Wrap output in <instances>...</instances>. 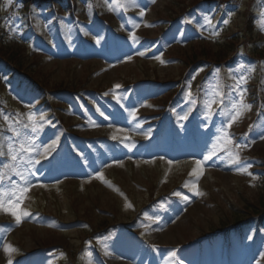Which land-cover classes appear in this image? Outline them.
<instances>
[{"label":"rangeland","instance_id":"rangeland-1","mask_svg":"<svg viewBox=\"0 0 264 264\" xmlns=\"http://www.w3.org/2000/svg\"><path fill=\"white\" fill-rule=\"evenodd\" d=\"M141 1L132 0L135 4H140ZM182 1L184 0H155V2L151 0L147 4L149 10H143L144 15L141 22H139L141 14H138L137 18L132 20V31L124 33L121 30L118 35L123 36L125 41L131 43L133 36H143L144 33H149V35L154 36L152 38L156 42L161 43L165 39V34L160 31L162 27L159 29L152 28L144 20L149 16L151 20L158 19L160 15L164 16L165 11H169L170 8L175 10L174 8L178 7L177 4ZM247 1L249 0H238L232 9H227L220 16H215L213 13L216 8L211 9L210 6L198 8L193 13L199 12L202 15L198 20L193 18L192 23L197 22L198 32L205 38L201 43L209 46L191 45L182 50V55L176 49L170 56L187 57L193 53L204 52L205 49H211L214 53L221 47L218 45L222 43L217 41L218 38L215 36L224 30L229 31V33H224L221 36L222 39H226L230 34L236 36L241 19L238 18L232 22L229 18L232 15L237 16L236 12L244 7ZM4 3L5 7L2 13L8 10L9 15L4 18L0 25H10L11 32H14L12 35L18 33L17 37L14 38L17 41L23 33L21 24L24 22V15L18 8H9L12 5V0L11 3L8 0ZM142 7H146V5ZM124 8L121 0H108L104 5L105 14L101 15L99 20L107 21L110 16L115 14L126 17L121 14ZM255 8L258 11V16L253 41L255 42L257 38H260V43L264 44V1L257 0ZM41 12L49 16L45 11ZM81 19L84 22L88 21V27H86L88 43L77 42L72 29H67V35L63 27L61 36L64 43L61 44L51 25L40 21L38 39L53 47L52 53L45 54L43 59H38L36 63L33 62L34 64H32L33 58H29L27 62V65L30 66L28 71L38 70L36 72L40 71L42 75L47 77L49 88L52 91L64 90L68 92L69 94L65 95L66 99L81 93L83 97L80 98L81 106L73 101L68 104L67 108H64L65 110H61L62 106H58L57 112L59 113L56 116L48 115L45 109L38 111L39 108L35 106L37 104L36 97L29 96L26 102L20 101L17 94L23 93V85L17 88L18 92L15 94L17 99H13L12 102L16 104V111L11 109V103L5 106V101H2L3 103L0 104V129H2L0 133V175L3 176V180L0 182V192L6 194V200L13 199L10 195L13 186H23V181L13 172L16 166L19 167L18 171L23 172L31 182L28 185L29 191L25 194L20 205L21 211L27 212L28 215L22 216L19 224L10 214L0 211V264H9L10 261L11 264H24V260L19 262L17 260L22 256H27L25 253H28L32 248L39 247L36 237L45 243L52 242L56 247L44 256L35 257L33 264H60L59 259L64 257L63 249L71 253L86 235L79 233L77 229L62 230L58 228V221L68 223L79 219L82 221L72 225L79 223V226L83 228L84 223L82 222H85L84 230H93V232L103 229L115 221L125 224L127 221L129 222L130 217L136 211L148 203L151 193L154 194V197L164 194L177 186L187 176L189 180L182 187V193L176 196V198L181 196L182 199L170 203V208L167 211L158 212V219L147 220V228L145 231H141L140 235H147V241H151L148 242L149 244L160 247L183 245L193 241L200 234L219 230L220 226L225 224L229 218L234 223L243 218L241 210H236L237 207L245 205L243 199L254 197L255 191L260 190L250 171L243 167V164L236 160L231 152H228L230 143H226L223 139L218 141L222 129L230 133L239 127L243 128L244 124L247 126L249 120L253 122V115L256 112H250L248 108L246 109L245 103L240 102L248 82L254 81L252 66L246 70L240 65L235 74L232 75L234 88L227 98L224 109L225 116L222 120L216 121L215 136L200 144L198 154H179V150L175 148L176 154H172L173 150L170 145L172 139L169 136H172L170 125H168L170 132L165 134L161 141L163 149L158 153L156 151L157 145L152 144H159L157 141V134L160 131L159 125L166 118L169 120V116L172 114V111H169L167 115L163 112V107L169 102L172 103L171 95H166L164 90L157 92L149 87L137 86L133 88L132 95L129 96V90H121V88L125 85L124 82L131 83L141 80L143 78L142 70L145 68L156 70L162 84L169 83L174 80L173 78H178L177 74L180 73L181 67L174 66L175 62L168 64L161 57L162 54L169 51L174 42L168 36L170 40L161 44L165 46L164 52L160 48L158 50L161 51L156 50L147 54V59L155 60L150 66L139 62L141 59H130L142 52L137 51L138 46H135L134 52L130 53L126 43H115L113 37L106 38L102 29L93 24V17L89 11ZM225 20H228L227 24L224 23ZM52 21L53 19L50 20V23ZM63 23L66 28L68 25L70 26L69 15L65 16ZM22 27L24 26L22 25ZM177 37L188 39L190 42L196 39L195 34ZM194 42H198V40ZM140 46L147 49L146 51H151L152 45ZM29 49L34 50V40ZM107 50L112 53L119 50L124 54L121 56L112 54L109 58L106 54ZM75 54H79V58L74 57ZM88 62H92V64H85ZM7 73L8 70L0 64V82L3 83L0 84V88L4 87L5 92L7 87L9 90L14 89L9 85L11 79H8L10 73ZM30 74L33 73L30 72ZM213 79L214 82L207 91L208 103L206 104L205 116L196 120L195 128L200 126L201 129L198 131L196 128L197 136H201L212 121L215 122V119L212 120V114L217 100L215 95L217 84L216 77ZM117 85L119 87H116ZM96 86L100 89L99 93L97 95L90 94ZM24 87L26 88V86ZM175 88L176 86L172 90ZM121 91L124 93H119ZM187 92H190V89H187ZM105 99H112L114 107H111V111L101 110L105 112L106 118H102L104 121L95 118L92 113L83 114L84 109H87V112L91 111L94 106L104 104ZM180 101L181 104L173 114L177 115L174 125V129L176 127L175 136L179 135L178 137L182 139V132L189 128L187 113L192 98L189 93H185ZM86 103L89 104L85 105ZM209 104H211L210 108ZM120 110L124 113V117L120 116ZM237 112L239 115L232 122L231 128H228L227 124L231 116L236 115ZM219 113L220 108L217 110L215 118L219 117ZM29 114L34 117L33 121H29ZM153 115L158 117L163 115V118L162 120L158 118L155 123V120L148 118ZM182 117H186V119H182ZM33 123L37 129L35 132L31 131ZM60 125L69 130V126L73 127L78 135L108 136L119 142L118 152L112 146L103 145L105 155L97 154L100 160L99 167L92 172L90 169L86 173L80 172L73 166V160L68 149L65 150L64 148V155H61L62 149L60 148L64 142L61 137L64 132L59 130ZM259 127L260 134L257 135L256 143H261L258 146L264 147V121ZM68 132L70 131L66 133ZM113 136L116 139H113ZM13 137L16 138L17 145L13 143ZM29 138L34 141V150L31 153L18 152L17 159L12 161L9 148L11 147L15 153L21 144L27 143ZM66 138L69 140L66 145L72 147V151L79 152L80 144L73 142L70 134H66ZM202 138L205 139V136L202 135ZM165 144H168L167 148L164 147ZM49 145L52 147L45 157L43 150ZM214 145L216 146V154L211 159L205 160V156L213 151ZM145 148L147 150L144 151ZM183 148L196 149L193 145L183 146ZM221 148L223 150H220ZM93 151L97 153L96 150ZM55 152L60 156L59 163L62 162V164L59 165H61L63 176L53 179V175H48L46 179V173H44L46 167L42 168L43 160ZM169 154L172 156L169 157ZM30 158L32 159L31 164L27 162ZM36 159L40 160L39 164L35 163ZM196 161H200L202 165L199 176L192 175ZM5 164L8 167H5ZM17 177L19 182L16 180ZM193 185H195V190ZM255 187L256 190H254ZM197 192L200 194H196ZM38 211L46 214L48 218H42ZM243 215L246 217L245 214ZM156 225L158 227L153 229ZM108 238L109 240L103 243L106 248L103 256L106 264H142V260L146 256L148 259L150 257V252L146 251L142 245L139 246V243L137 245V241L131 240L133 238L128 236L124 230H120L114 238ZM260 244L262 245L263 241ZM221 245H223L222 242L213 244L212 251L209 250V247L204 249L201 254H198L200 256L196 264H248V257L244 255L245 247H242L241 244L232 246L233 252L230 257L221 250ZM6 248L8 251H5ZM162 254V250L159 249L157 255L162 256ZM173 255L170 252L162 257L163 264H167ZM179 257H182V254H179ZM76 259H78L76 264H84L85 258L82 256L78 255ZM174 260L173 256L172 261L174 262ZM89 261L87 260L85 264H90ZM192 264H194V260ZM254 264H264V251L261 254H256Z\"/></svg>","mask_w":264,"mask_h":264},{"label":"snow or ice","instance_id":"snow-or-ice-1","mask_svg":"<svg viewBox=\"0 0 264 264\" xmlns=\"http://www.w3.org/2000/svg\"><path fill=\"white\" fill-rule=\"evenodd\" d=\"M8 2L11 3V0H8ZM153 2H155V0H153ZM140 14L143 16L144 15L143 11H141ZM224 23L227 24L228 20H225ZM133 40H135V36H133ZM139 54L141 56L144 55V53H142V52L139 53ZM116 87H119V85H117ZM189 95H191V93H189ZM208 106L210 108L211 104H209ZM238 115H239V113L237 112L236 115L231 116V118H230V120H229V122L227 124L228 128H231L232 122H234L236 120ZM28 119H29V121H33L34 117L31 114H29ZM182 119H186V117H182ZM31 131L32 132L37 131L36 126H35L34 123L31 126ZM120 131H123V130H120ZM17 135H19V133H17ZM113 139H116V137L113 136ZM220 139H223L226 143H231V140L228 138L227 133L223 129L221 130V136L218 138V141ZM34 147H35L34 141L31 138L28 139L26 144H21L19 150L17 152H15V153L12 151V149L10 147L9 148V155L11 157V160L15 161L17 159L18 152L31 153L34 150ZM51 147L52 146L49 145V146L44 148L43 155L45 157L47 156V154L51 150ZM220 150H223V148H221ZM38 154H39V152H38ZM215 154H216V146L214 145L213 151L210 152L208 154V156H205L204 159L205 160L211 159V157L213 155H215ZM229 155H231V154L229 153ZM236 160H238V157L236 158ZM27 162L29 164H31L32 163V159L30 158ZM35 163L39 164L40 160L36 159ZM4 166L8 167L7 164H5ZM201 169H202L201 162L200 161H196V167L193 169L192 175L199 176L201 174ZM13 172H14L15 175L20 177V179L23 181V186H19V185H14L13 186V189L10 192V195L13 197V199H7L6 200L5 199V195L6 194L3 193V192H0V211H4V212L10 214L16 220L17 224H19L21 222L22 216L28 215L27 212H22L21 211L20 205H21V202L24 199L25 194L29 191L28 185L31 182L27 179V177L24 175L23 172H20V171H18L16 169H13ZM2 180H3V176L0 175V182H2ZM192 187L195 190V185H193ZM196 194H200V193L197 192ZM177 195H179V194L177 193ZM185 199H187V198L185 197ZM5 251H8V249L6 248ZM9 264H11V261L9 262Z\"/></svg>","mask_w":264,"mask_h":264},{"label":"trees","instance_id":"trees-1","mask_svg":"<svg viewBox=\"0 0 264 264\" xmlns=\"http://www.w3.org/2000/svg\"><path fill=\"white\" fill-rule=\"evenodd\" d=\"M224 54H219L218 58L223 57ZM0 57L3 58L5 61L10 62V63H14L18 61V56L16 55L15 52L11 51L9 48H4L2 46H0ZM20 69H23V65L19 66ZM252 203V205H251ZM251 203H249L247 205V207L249 209L252 210V208L254 209L253 206H255L256 208H264V197H259L258 199H252ZM255 210V209H254Z\"/></svg>","mask_w":264,"mask_h":264}]
</instances>
